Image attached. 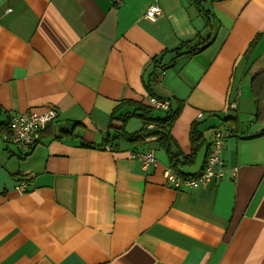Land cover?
I'll return each instance as SVG.
<instances>
[{"label":"crops","instance_id":"1","mask_svg":"<svg viewBox=\"0 0 264 264\" xmlns=\"http://www.w3.org/2000/svg\"><path fill=\"white\" fill-rule=\"evenodd\" d=\"M155 2L163 14L150 18ZM202 5L0 0V264H264V95L251 84L264 0ZM151 95L179 110L167 147L119 136V117ZM28 110L56 118L24 150L6 136ZM229 117L236 180L171 186L165 167L198 174L210 128ZM142 126L130 117L121 130ZM145 149L158 167L130 154Z\"/></svg>","mask_w":264,"mask_h":264},{"label":"bare ground","instance_id":"2","mask_svg":"<svg viewBox=\"0 0 264 264\" xmlns=\"http://www.w3.org/2000/svg\"><path fill=\"white\" fill-rule=\"evenodd\" d=\"M122 1L123 0H120L119 2H117V1L112 0V2L114 4H119ZM153 4H157L161 8V6L158 3L155 2ZM153 4H151V5H153ZM149 7L147 8V10L149 9ZM147 10H146V13H145L146 16H148L147 15ZM162 14H163V10L161 8V14L159 16H157V17H154V18H158ZM148 17H150V16H148ZM150 18H152V17H150ZM141 103L146 104V105L149 104V105H151V106H153V107H155L157 109H162V110H169L170 108H173L172 107V104H171V101L169 99H166V98L161 99L160 97L155 96V95L147 96L145 99H143L141 101ZM235 104H236L235 102H231L229 104V107L226 108V115L232 109H235L237 107ZM30 112H35V111L28 110V111L20 112V113H17V114H14V115L11 116V118H10V120L8 122V134L6 136V140L7 141L13 142V140L11 139V126H10L12 119L15 116L19 115V114L30 113ZM46 112H48V111H46ZM46 112L38 113V114H44ZM130 112H132V111H130ZM204 116H205V112L199 111L198 114H197V119H201ZM133 117L140 118L142 120V122H143L142 128L145 127V122H144V120L141 117H139V116H133ZM55 118H56V115H55V117L52 120H50V121H48L46 123L45 127L39 133L40 136H41L42 131L47 127L48 123L52 122ZM219 118H221V117H219ZM36 122L41 123V122H43V120L40 119V118H32V117H27V116H25L23 118H17L15 130H14V138L17 139V140H20L22 142V145L23 146H26L27 145V144H25V142H23L24 139L27 137L26 128L29 129L31 126L34 127V123H36ZM122 124L120 126H122ZM154 125H155V122H150L147 125V127L148 128H152V127H154ZM210 129H212V138H211V141L207 144V146H208V152H207V154L205 156V159H204V162H203V167H202L201 171L202 172L203 171L205 172L207 178L211 177V174H215L214 175L215 178L217 180H219V181H222L224 179H230L231 181H235L236 180V177H237L238 170H239L238 169V166H235V165L230 166L228 164V162L226 160V157H225V154H224L225 141H226V138L230 134V131H229V128H228V126L226 124L225 118H223V120H221V123L217 124L216 126H212ZM135 132H137V131H135ZM201 134H202V140L204 142H206V137L204 136L203 133H201ZM40 136H39V139H40ZM39 139H38V141H39ZM217 143H221V144L224 143L223 144V150L222 149H219L217 147ZM35 144H33L29 149H32ZM19 148H21V147H19ZM21 149H23V148H21ZM29 149H24V150H29ZM135 152H139L138 155H145V154H148V153H151L153 155L154 161H150L148 159H144V158H141L140 156H138L139 157V160H140V162H141V164L143 166V168L146 169V168H148L150 166H153L154 168L158 167L159 160H158V158H157L154 150H152V149H145V150H142V151H135ZM135 152L134 151H131L130 152L131 156H134L135 155ZM210 156H213V157L219 159L218 161L220 162V164L218 162H213V163L209 164L208 161H209ZM170 168H172V167L168 166V167H165V169H164V176L166 177V180L167 181H168V178H167V175L166 174L169 171H171Z\"/></svg>","mask_w":264,"mask_h":264},{"label":"trees","instance_id":"3","mask_svg":"<svg viewBox=\"0 0 264 264\" xmlns=\"http://www.w3.org/2000/svg\"><path fill=\"white\" fill-rule=\"evenodd\" d=\"M207 0H193V3L197 5V7L202 10L203 5L202 3ZM215 1V0H212ZM185 43L182 44L181 48L185 47ZM204 47L198 48L197 46L190 47V49L187 51V53H196L202 50ZM186 53V52H185ZM251 84L253 85L254 88V93L257 96V100H260V98H263L264 95V69H261L254 73L252 75L251 79ZM161 99H164L160 97ZM179 110L176 108H170L169 110H162V109H157L151 105H146L143 103H137L136 107L132 112H128L123 114L122 116L119 117L122 121V126L121 129L124 125V122L129 119L130 117L133 116H139L141 117L144 122H145V127L141 128L137 132L133 133H127L124 132L123 130L119 129V136L121 138H126L127 141L130 143H142L146 138L148 137H156L158 142L161 145H167L172 141V135H171V130L170 127L173 124L174 120L176 117L179 115ZM259 119V115L257 114L256 120ZM230 120L229 118H225V121ZM150 122H155L154 127L148 128L147 125ZM202 132L196 129L194 126L191 129V134H192V140L193 142H199L201 143L202 140ZM260 133H264V130ZM172 157H174L172 155ZM176 163L172 164L171 167L174 169L176 167ZM197 175V174H196ZM196 175H185V177H193Z\"/></svg>","mask_w":264,"mask_h":264},{"label":"built area","instance_id":"4","mask_svg":"<svg viewBox=\"0 0 264 264\" xmlns=\"http://www.w3.org/2000/svg\"><path fill=\"white\" fill-rule=\"evenodd\" d=\"M119 2L120 0H114ZM161 14V8L157 5V4H153L149 7V9L147 10V15L154 18L157 17ZM157 106V105H156ZM158 107V106H157ZM56 113L52 110L44 113V114H38L36 112H30V113H23V114H19L17 116H15L12 121H11V139L13 140V142L18 146L21 147L23 149H29L33 144H35L40 136V131L45 127L46 123L50 120H52L55 117ZM32 117V118H40L43 120V122L41 123H34V127L31 126L29 129L26 128V133H27V137L24 139L23 142H25V144H27L26 146L22 145V142L20 140H17L14 138V130H15V126H16V121L17 118H23V117ZM223 144L224 143H217V147L219 149L223 150ZM139 152H135L134 157L138 158V156H140L141 158L144 159H148L150 161H154L153 155L151 153L145 154V155H138ZM219 159L210 156L208 163L211 164L213 162H218L220 164V162L218 161ZM171 171H169L166 175L168 178V183L175 187V188H183V187H189V188H196L205 184H209L210 181H219L215 178V174H211V177L207 178L205 172L201 171L199 174H197L196 176L193 177H185L182 175L177 174L172 168H170ZM24 189V187H23Z\"/></svg>","mask_w":264,"mask_h":264}]
</instances>
